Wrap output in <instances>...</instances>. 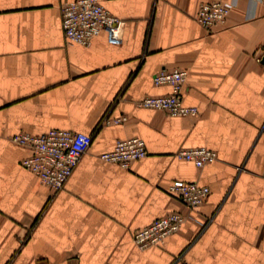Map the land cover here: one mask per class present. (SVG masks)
<instances>
[{
	"label": "crops",
	"instance_id": "0c3cea01",
	"mask_svg": "<svg viewBox=\"0 0 264 264\" xmlns=\"http://www.w3.org/2000/svg\"><path fill=\"white\" fill-rule=\"evenodd\" d=\"M66 1L0 0V264H264V0H222L234 6L210 29L196 16L214 0H100L125 20L123 40L102 31L88 46L66 38ZM175 68L188 70L183 100L197 115L137 105L169 93L153 77ZM51 129L93 137L58 191L11 139ZM130 137L144 158L100 157ZM202 146L218 158L177 157ZM176 179L207 185L208 198L186 208ZM171 211L186 214L181 229L138 247L134 231Z\"/></svg>",
	"mask_w": 264,
	"mask_h": 264
},
{
	"label": "built area",
	"instance_id": "2783aa9c",
	"mask_svg": "<svg viewBox=\"0 0 264 264\" xmlns=\"http://www.w3.org/2000/svg\"><path fill=\"white\" fill-rule=\"evenodd\" d=\"M234 6L233 2L214 0L201 3L196 19L210 29L225 22ZM62 26L70 42L90 45L94 37L104 31L109 43L119 45L123 40L125 20L113 14L100 0H70L61 5ZM188 70L175 68L163 69L156 73L153 81L156 85H169L171 91L161 95H148L137 101V105L146 108L161 109L171 116H195L198 109L185 104L183 89ZM126 115L107 118L106 123H121ZM18 145L31 149V154L22 160L24 167L38 176L40 181L53 190L62 189L78 165L82 155L92 142V135L86 132H74L63 129H51L40 134L16 133L11 137ZM148 154L145 141L140 137L117 140L114 148L100 154L107 161L129 167L135 160ZM177 157L193 162L198 168L215 161L218 153L208 147L182 148ZM170 191L177 195L182 204L193 209L201 205L209 196L210 188L198 181L176 179L170 185ZM187 216L181 211H171L150 224L136 229L133 233L135 244L140 248L158 244L175 232H178Z\"/></svg>",
	"mask_w": 264,
	"mask_h": 264
},
{
	"label": "water",
	"instance_id": "95a60500",
	"mask_svg": "<svg viewBox=\"0 0 264 264\" xmlns=\"http://www.w3.org/2000/svg\"><path fill=\"white\" fill-rule=\"evenodd\" d=\"M262 62L264 63V56H263V58H262Z\"/></svg>",
	"mask_w": 264,
	"mask_h": 264
}]
</instances>
